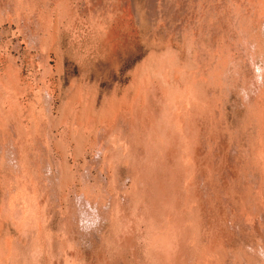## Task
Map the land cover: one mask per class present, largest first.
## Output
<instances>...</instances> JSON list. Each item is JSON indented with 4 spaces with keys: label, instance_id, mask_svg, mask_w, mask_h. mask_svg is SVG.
Masks as SVG:
<instances>
[{
    "label": "rangeland",
    "instance_id": "rangeland-1",
    "mask_svg": "<svg viewBox=\"0 0 264 264\" xmlns=\"http://www.w3.org/2000/svg\"><path fill=\"white\" fill-rule=\"evenodd\" d=\"M0 264H264V0H0Z\"/></svg>",
    "mask_w": 264,
    "mask_h": 264
},
{
    "label": "bare ground",
    "instance_id": "bare-ground-1",
    "mask_svg": "<svg viewBox=\"0 0 264 264\" xmlns=\"http://www.w3.org/2000/svg\"><path fill=\"white\" fill-rule=\"evenodd\" d=\"M158 126V125H157ZM159 133V132H158ZM171 136V135H170ZM194 137V136H193ZM147 144V143H146ZM150 146V145H149ZM178 147V146H177ZM192 148V147H191ZM166 154V153H165ZM180 179V178H179ZM143 184V183H142ZM141 185V184H140ZM165 188V187H164ZM143 189V188H142ZM184 192V191H183ZM141 207V206H140ZM191 214V213H190ZM162 228V227H161ZM193 235V234H192ZM182 246V245H181ZM184 247V246H183ZM154 249V248H153ZM191 249V248H190ZM164 257V256H163Z\"/></svg>",
    "mask_w": 264,
    "mask_h": 264
}]
</instances>
